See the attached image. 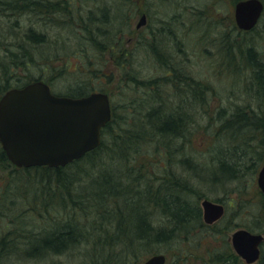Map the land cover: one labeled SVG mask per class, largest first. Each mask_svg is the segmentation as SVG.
<instances>
[{
  "label": "trees",
  "instance_id": "1",
  "mask_svg": "<svg viewBox=\"0 0 264 264\" xmlns=\"http://www.w3.org/2000/svg\"><path fill=\"white\" fill-rule=\"evenodd\" d=\"M19 1L21 3L0 0L1 4L11 5L9 7L13 10L16 8L18 13L27 10L41 15L53 9V2L50 0ZM53 13H56V10H53ZM70 18L72 19L71 16ZM80 18H83L81 20L84 23L77 22L76 26L80 24L81 29L75 32V36L84 60L93 61L87 54L89 51H92L95 58L97 57L96 63L102 61L106 51L114 55L116 49L112 46L120 41L118 39L108 41L109 38L111 39V34L118 32V28L114 33L108 30V26L113 24L112 19L109 16H98L94 13H87L85 17ZM121 21L124 22V18ZM71 28L72 31L76 29L72 24ZM29 32L25 35L27 39L34 43L44 41V33L35 31L33 27L29 28ZM22 47V44H19L15 50L7 47V52L0 58V73L4 78L0 81V96L11 87L41 79V76H38L10 84V78L13 75L10 68L14 66L13 59L20 57ZM153 51L157 53L158 50L153 48ZM124 52H128L129 55L131 53L129 50ZM249 53L252 54L251 49ZM129 55H125L122 63L117 56L116 62L121 63L120 66L127 78L124 91L130 94L131 103L122 105L125 109L122 113L111 106V118L102 128L101 142L98 147L81 158L58 167L45 165L16 167L10 163L0 147V166L9 170L6 176V178L9 177L8 181L0 188V261L11 256L38 260L52 254H62L68 250L80 248L83 242H93L95 246H99V250L96 251L97 256L100 255V257L119 247L117 252L120 255L107 254L101 264H136V260L142 253L132 251L133 245L145 246L151 240L169 242L181 236L188 239L197 229L207 227V224L202 221V211L198 201L194 199V190L186 184L182 189L180 187L182 182L177 183L173 177L172 185L167 184L168 173H170L168 161L171 159L163 157H176L175 152L169 147L171 143L185 138L188 113L182 109L184 95L196 100L195 95H198L199 89L206 91V86L190 81V78H187L189 76L183 74L184 81H177L181 74L176 73V69L172 67V75L169 78L164 75L159 78H140L130 71L132 60L128 57ZM250 65L255 93L260 99V104L256 110L244 105L236 107L235 112L227 117L221 112L216 116V119L221 122L214 130V134L217 137L226 134L227 141L230 143H227L226 148L219 145L217 151L215 152V149L211 156V159L217 158L216 167L224 176L222 180L236 179L240 173L243 175L247 173L240 168L244 164L241 162L242 156L256 154V158L250 159L253 167L249 166V168L252 171L264 157V64L256 60ZM167 66L163 69L164 74ZM97 70H100L98 65L85 68V71L91 75H95ZM163 86L167 88L166 96L158 92V89ZM78 90L75 96L91 92ZM141 92L143 96L150 95L145 97L149 99L139 105V101L144 100ZM157 99L160 102L153 104ZM130 107L133 108L131 112ZM166 107L170 110L176 108V111H165ZM147 143L155 148H163L161 152L164 154H160L163 158L159 160L160 163L157 165L159 172L155 176L149 173L142 174L130 162L133 157L141 155L138 154V147ZM236 143L241 145L243 150L241 155L236 153L234 160L230 161L235 148L239 147L235 145ZM184 156L186 157V153ZM173 159L177 161L176 158ZM179 161L189 164V167L192 166L191 156ZM88 165L92 168L98 166L97 178H89ZM121 165L124 166L122 170ZM245 167L247 169V166ZM86 178L89 181L88 185H84ZM75 185L78 186V191L73 187ZM237 195L239 200L231 198L227 200L228 205L232 207L237 201L239 204L244 203L250 209L247 213L251 221L234 224L237 215L228 216L224 213L222 218L215 222L218 230L227 232L235 227L245 226L253 232L264 234V192L258 189L257 194L252 198H246V194L240 197L239 192ZM127 206L129 210L126 209ZM104 211L107 213L106 219L108 220V217L110 219V225L104 223L105 218L102 213ZM93 213L97 215L95 218ZM82 220H84L83 223H81ZM154 220L157 221L155 227L152 225ZM99 229H105L106 233L99 232ZM95 233L100 234L98 238L94 236ZM222 236L226 237L224 232ZM225 244L227 256L219 255V262L236 264L237 255L231 252L228 242ZM258 264H264V242L261 244Z\"/></svg>",
  "mask_w": 264,
  "mask_h": 264
},
{
  "label": "rangeland",
  "instance_id": "2",
  "mask_svg": "<svg viewBox=\"0 0 264 264\" xmlns=\"http://www.w3.org/2000/svg\"><path fill=\"white\" fill-rule=\"evenodd\" d=\"M71 1V7L74 10L70 14L68 12L66 14L61 6L56 7V13H53V9H49V13L41 15H36L27 10L18 13L19 11L16 8L13 10L9 7L11 5L6 6L0 2V58L7 52V47L15 50L19 44L23 45L19 57L23 59H13L14 66L10 68L13 74L10 78V84L28 78L44 76L50 83L51 90L56 93L76 95L78 89L104 91L109 95L111 106L115 107L117 112L122 113L125 110L122 105L130 104L131 101L129 100L130 94L124 91L127 78L120 66L122 62L120 64L116 62L117 56L123 61L125 55H129L128 52L125 53L124 51H131L128 56L132 60V63H130L132 70L130 71L140 78H159L164 74L163 69L166 65L173 68H182L183 74L189 76L187 78H190V81L206 86V91L199 89L198 95H195L196 100H192L190 97L187 98V95H184L181 104L182 109L188 113V127L185 138L179 142L171 143L169 147L170 150L175 152L176 157L163 156L165 159H171L168 161L170 162L168 165L170 173H168L167 184L172 185L171 178L173 177L177 183L182 182V186H180L182 189L186 184L194 190V199H197L200 208L201 200L204 198L214 202H222L225 206L224 213L228 216L231 214L237 215L234 224L249 223L251 221V217L247 213L248 210L250 211L249 207L241 202L239 204L238 201L231 207L228 205L227 200L231 198L239 200L237 192H239L240 197L246 194V198H252L257 194L259 188L256 177L264 157L252 171L249 168V166L253 167L250 159L256 158V154L242 156L241 162L244 164L240 168L247 173L245 175L240 173V176L236 179L222 180L221 178L224 176L218 172L216 167L217 158H215V161L211 159V156L214 154L215 149V152L217 151L219 145L226 148L227 143H229L226 134L218 136L219 138L214 134V130L221 122L216 119L217 114L221 112L223 116L227 117L235 112L236 107L246 105L256 110L258 104H260V99L255 93L250 64L256 60L264 64V15L255 29L251 32H245L228 29L227 24L230 22L228 18L229 5L226 6L221 0H139L140 5H143L144 1L151 3L149 11L153 16V21L163 18L164 21L169 22L173 33L167 34L165 37L161 34L151 35L156 31L153 33L143 29L142 31H136L135 25L140 14L134 16L132 13L135 0H124L123 16L120 17L112 13L109 17L112 19L113 24L108 26V30L113 31V33L118 28L117 35L111 34V39L109 38L108 41L118 39L120 48L117 45L119 50H116L114 55H110L106 51L99 64L96 63L97 57L95 58L92 51L89 50L87 54L90 55L93 61H90V59L84 60L83 54L80 52L81 47L77 45L75 32H79L81 29L80 24L76 26L77 22L84 23L81 20L83 18L80 17H85L91 9L100 16L96 8L103 0ZM105 1L108 4L114 2V0ZM14 3H21V1L16 0ZM193 8L202 11L198 13ZM133 11L135 12L134 8ZM175 13L187 20L188 30L186 32L180 33L179 20H170V17ZM119 14L121 13L119 12ZM123 18L124 22L121 21ZM71 24L78 30L74 29L72 31ZM195 26H198V28L193 30ZM30 27L35 28L37 32L44 33L43 42L34 43L27 39L25 35L30 33ZM154 36L156 37V45L160 48L156 55L162 52L169 53L167 58L172 57V62L167 61L166 57L157 61L155 55H153L152 48L154 45L150 44ZM164 38L166 39L164 40ZM160 44L166 51L159 47ZM249 49H251L253 55L249 53ZM128 57L126 56V59ZM97 65L100 70H97L95 75L88 74L85 71V68ZM98 74L99 76H97ZM2 75L0 73V81L4 80ZM158 81L164 82L162 79H158ZM182 81H184V78ZM159 89L158 92H162L163 96L168 95L166 87L163 86ZM140 94L143 96L142 92ZM195 94L197 93L195 92ZM148 95L150 94L143 96L144 100H140L139 105L149 99L145 98ZM159 102L157 99L153 104ZM133 105L135 106L134 102ZM166 108L165 111H176V108H172L173 110ZM132 109L130 107V112ZM183 143L185 144L182 145ZM235 145H238V143ZM238 146L235 148V153L230 161L234 160L236 153L241 155L243 147ZM161 149L163 148H155L152 144L147 143L142 147H138V154L141 155L133 157L130 162L142 174L158 175L159 168L157 165L160 163L159 160L163 158L160 157L162 156L160 154H164ZM185 153L187 158H190V156L192 158L191 167H189V164H183L182 161L178 162L179 159L186 158ZM173 158H176L177 161ZM245 166H247V169ZM97 167L92 168L91 165H88L89 178L95 179L98 177ZM123 168L124 166L121 165L120 169ZM8 171V169H3L0 166V188L8 181L9 177L6 178ZM88 184L89 181L86 178L84 185ZM73 187L77 188L76 191H78V186ZM126 209L129 210V207L127 206ZM107 211L110 212L108 208ZM102 213L105 218L104 223L110 225L109 217L108 220L106 219L107 213L105 211ZM92 215L94 218L97 216L95 213ZM83 222L84 220L81 223ZM156 223V220L152 222L153 227L156 226ZM165 223L167 224V222ZM243 227L245 228V226ZM233 229L227 232L220 231L216 227V223H212L207 225L206 228L197 229L195 234L188 239L181 236L169 242L151 240L145 246L133 245L132 251L142 253L136 260V264H141L145 258L158 252L167 254L169 264H223L218 259L221 254H223L221 257L227 256L226 242L229 243L231 252L236 254L230 241ZM99 232L105 234L106 230L99 229ZM223 232L226 237L222 236ZM99 235L94 234L97 238ZM80 246V248L68 250L62 254H52L38 260L11 256L0 261V264H101L107 254L111 256L120 255L117 252L119 247L115 251L100 257V255L97 256L98 252L96 251L99 250V246H95L93 242H83ZM146 248L148 249L146 250ZM105 250L108 252L106 247ZM237 257L238 262L236 264H258V261L247 263L240 256L237 255Z\"/></svg>",
  "mask_w": 264,
  "mask_h": 264
},
{
  "label": "water",
  "instance_id": "3",
  "mask_svg": "<svg viewBox=\"0 0 264 264\" xmlns=\"http://www.w3.org/2000/svg\"><path fill=\"white\" fill-rule=\"evenodd\" d=\"M260 0H242L235 6L239 28L247 30L258 21ZM108 94L93 91L71 97L55 95L47 83L35 80L6 90L0 97V145L16 167L64 166L98 147L101 130L110 120ZM264 192V161L256 177ZM202 217L212 224L224 213L222 203L201 200ZM231 245L242 259L253 263L260 257L262 233L238 228L230 235ZM165 255L153 254L142 264H164Z\"/></svg>",
  "mask_w": 264,
  "mask_h": 264
},
{
  "label": "flooded vegetation",
  "instance_id": "4",
  "mask_svg": "<svg viewBox=\"0 0 264 264\" xmlns=\"http://www.w3.org/2000/svg\"><path fill=\"white\" fill-rule=\"evenodd\" d=\"M221 1H223L226 4V6L229 5V7H228V18H229L230 22L227 25H228V29H231V30L251 32L253 29L256 28V26L258 25L259 21L261 20V18L264 15V0H260L262 5H263V8H262V12H261V15H260L257 23L252 28L244 30V29H241V28H239L237 26L236 20H235V6H236V4L238 2H240L242 0H221ZM52 2H53V10H56V12H57L56 7H61V6L64 8V10H66V6H67V10L65 12L66 13L68 12L69 14L72 13L73 10H74V8L71 7V4H72L71 0H52ZM123 2H124V0H114L113 3L108 4V3H106L105 0H103L101 2L103 4L100 3V5H98L96 9L98 10L100 15H102V16H109V15H111L113 13L114 15L122 17L123 13H124V12H122L123 11V7H124ZM134 3L135 4L133 5V8H134L135 12L133 11V8H132L133 15L137 16V15L140 14L139 20L136 22V25H135V30L136 31H142V29L148 31L149 33H153V32L156 31L155 33H153L151 35L161 34V35H164L165 37L167 36V34L173 33V32H171V27L169 26V22L167 20L164 21L163 18H159L160 20L158 19L157 21H153L152 20L153 16H151V13L149 11V9H151V3L149 1H144L143 5H140V1L139 0H135ZM193 9H195V11H197L198 13H201V11H202V10H199L198 8H193ZM119 12L121 14H119ZM88 13H94L93 9L88 11ZM94 14H96V13H94ZM170 20L171 21L179 20V24L178 25L181 27V32L180 33H184V32H186L188 30L187 20L185 18H183V17L182 18L179 17L177 15V13L173 14L170 17ZM197 28H198V26H195L193 28V30L197 29ZM191 30H192V28H191ZM165 39L166 38H164V40ZM156 43H157L156 42V37L154 36V39L152 41H150V44L154 45L153 48H156L157 50H160V48L157 47ZM117 45L119 46V44L117 43L116 45H113L112 48L115 47L116 50H119ZM159 47H161L163 49V51H166L162 47L161 44L159 45ZM119 48H120V46H119ZM149 50L150 49L148 48V51ZM122 53H124V52H122ZM149 53L151 54V51H149ZM156 54H158V51H157V53L153 54V55H155L157 61L163 60V59H165V57L167 58V55L169 56V53L166 54L165 52H162L159 55H156ZM171 59H172V57L170 59L167 58V61L172 62ZM119 61L122 62V60L120 58H119ZM172 68H171L170 65H168L166 67V73L163 74V75L166 76L167 78H169L172 75V72H171ZM175 69H176V73L181 74V75H179V79H177V76H176L177 81H182V79H183V77H182V74H183L182 68H175ZM183 75H185V74H183ZM41 79L43 81H45L49 85V87L51 86L50 83L48 82V80L44 76H41ZM59 94H64V93H59ZM164 255H165V263L164 264H169L170 262L168 263L167 254H164ZM180 257L183 258L182 256H180Z\"/></svg>",
  "mask_w": 264,
  "mask_h": 264
},
{
  "label": "bare ground",
  "instance_id": "5",
  "mask_svg": "<svg viewBox=\"0 0 264 264\" xmlns=\"http://www.w3.org/2000/svg\"><path fill=\"white\" fill-rule=\"evenodd\" d=\"M10 1H11V0H10ZM12 1H13V3L16 2V0H12ZM12 1H11V2H12Z\"/></svg>",
  "mask_w": 264,
  "mask_h": 264
}]
</instances>
